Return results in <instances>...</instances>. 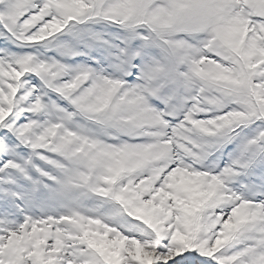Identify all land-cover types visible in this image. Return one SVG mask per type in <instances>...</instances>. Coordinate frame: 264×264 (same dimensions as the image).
I'll return each instance as SVG.
<instances>
[{
    "label": "snow or ice",
    "instance_id": "6c2138e0",
    "mask_svg": "<svg viewBox=\"0 0 264 264\" xmlns=\"http://www.w3.org/2000/svg\"><path fill=\"white\" fill-rule=\"evenodd\" d=\"M0 264H264V0H0Z\"/></svg>",
    "mask_w": 264,
    "mask_h": 264
}]
</instances>
